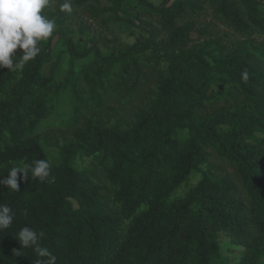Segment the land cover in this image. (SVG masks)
<instances>
[{
	"label": "trees",
	"instance_id": "16d2710c",
	"mask_svg": "<svg viewBox=\"0 0 264 264\" xmlns=\"http://www.w3.org/2000/svg\"><path fill=\"white\" fill-rule=\"evenodd\" d=\"M71 2L96 30L78 36L58 0L40 54L0 69V178L51 165L0 185V264L47 259L21 248L24 226L56 264H264V0Z\"/></svg>",
	"mask_w": 264,
	"mask_h": 264
},
{
	"label": "clouds",
	"instance_id": "9594fccd",
	"mask_svg": "<svg viewBox=\"0 0 264 264\" xmlns=\"http://www.w3.org/2000/svg\"><path fill=\"white\" fill-rule=\"evenodd\" d=\"M49 4V0H0V69L7 68L10 71H21L28 61L35 59L41 52L39 44L50 38L56 28L55 22L42 15L43 10ZM73 5L71 0H63L60 10L71 13ZM21 53L16 55V50ZM20 56L17 61L16 57ZM241 80L247 82L249 73L247 70L241 73ZM51 165L43 160H34L31 164L19 162L9 171L7 177L0 178V185L8 189L19 191L17 182L18 173L27 179L29 173L32 177L44 182L50 176ZM55 177L48 180L54 183ZM15 213L4 205H0V230L12 225ZM44 234L37 233L33 229L24 226L17 234L21 248H33L40 257L46 260H37L36 264H56V257L39 243ZM19 256L20 250H13Z\"/></svg>",
	"mask_w": 264,
	"mask_h": 264
},
{
	"label": "rangeland",
	"instance_id": "374dc122",
	"mask_svg": "<svg viewBox=\"0 0 264 264\" xmlns=\"http://www.w3.org/2000/svg\"><path fill=\"white\" fill-rule=\"evenodd\" d=\"M57 1L58 0H49L48 8L55 10V7L57 6ZM73 15L72 22L68 24L69 28L74 30L75 33H77L78 36H81L79 34L80 29L77 26V23H83L84 25L86 24H91L93 29H97V22L94 21L88 13H85L81 11V9H76L75 12L71 13ZM115 35L121 39H126V36L121 33L119 29H116ZM64 47H60L59 49H63ZM63 59L65 60V65L67 66V61H68V55L63 54ZM60 130H66L63 127L56 126V124L51 125L50 128H44L43 131H48L51 133H54L55 131H60ZM51 154H53V150L51 151ZM219 164V162H218ZM221 167L224 168V163L220 162ZM226 170H230L228 168H225ZM199 177L197 175H194L190 181V185L186 188H182L181 190H178L176 193L177 197H182L186 193L187 189L193 185H195L198 182ZM242 246L239 244H235L231 241H228L225 236L221 237V250L224 256L230 258L233 261H236L239 259V252L242 250Z\"/></svg>",
	"mask_w": 264,
	"mask_h": 264
}]
</instances>
